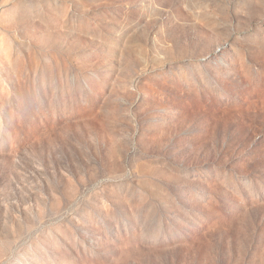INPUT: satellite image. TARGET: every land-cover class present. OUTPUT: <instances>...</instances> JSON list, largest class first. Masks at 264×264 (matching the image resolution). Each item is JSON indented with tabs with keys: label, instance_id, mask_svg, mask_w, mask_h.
<instances>
[{
	"label": "rangeland",
	"instance_id": "1",
	"mask_svg": "<svg viewBox=\"0 0 264 264\" xmlns=\"http://www.w3.org/2000/svg\"><path fill=\"white\" fill-rule=\"evenodd\" d=\"M0 264H264V0H0Z\"/></svg>",
	"mask_w": 264,
	"mask_h": 264
}]
</instances>
